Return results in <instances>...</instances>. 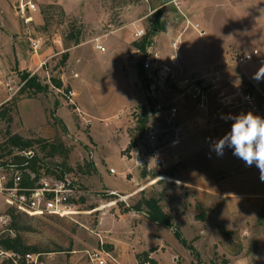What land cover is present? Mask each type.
Returning <instances> with one entry per match:
<instances>
[{"label":"rangeland","instance_id":"1","mask_svg":"<svg viewBox=\"0 0 264 264\" xmlns=\"http://www.w3.org/2000/svg\"><path fill=\"white\" fill-rule=\"evenodd\" d=\"M29 1L35 9L27 11L26 22L16 0H0V111L7 114L0 116V144L8 134L34 140L30 150L40 159L39 177L64 170L79 194L70 217L21 219L18 233L43 253L40 263L93 264L87 253L103 250L105 264H139L143 252L156 264H264L259 169L246 166L231 148L218 156L212 147L231 130L232 114L203 130L185 110L172 124L176 132L160 120L166 131L161 143L176 144L164 149V166L139 163L147 122L142 132L136 127L149 100L141 55L132 53L139 40L135 30L154 28L149 46L162 61L178 40L184 72L194 76L206 66L230 64L235 88L249 91L260 106L264 79L253 76L262 65H234L232 56L264 52V0ZM70 32L77 42L69 40ZM34 40H39L35 52ZM32 72L47 90L10 97L3 81L16 88L21 76ZM245 112L236 108L233 115ZM142 197L158 199L172 226L130 209ZM7 210L0 201V215ZM8 224V219L0 223V236Z\"/></svg>","mask_w":264,"mask_h":264},{"label":"built area","instance_id":"2","mask_svg":"<svg viewBox=\"0 0 264 264\" xmlns=\"http://www.w3.org/2000/svg\"><path fill=\"white\" fill-rule=\"evenodd\" d=\"M35 9V5L29 0H16V10L20 17L26 22L30 17L26 16L27 11ZM197 27V25L195 26ZM145 35L144 30L136 29L135 39H140ZM203 35V33H201ZM39 40L31 42V47L35 52L38 48ZM172 54L166 62L162 61L160 55L152 49V45L145 51L134 48L132 53L141 55V69L146 95L149 100V108H146L148 121L145 129V140L141 146L142 159L139 163L149 160L158 166H164L167 162L164 149L169 145H175L176 141L169 140L165 144L163 135L165 132L160 128L159 121L163 120L166 127L174 130L176 116L181 110H185L190 116L192 124L198 130L212 129L218 127L219 119L224 114H232L233 110L239 108L240 111L252 112L264 118V101L258 106L255 97L249 91L235 88L234 82L228 77V65H209L196 71L192 76L184 72L179 64V42L174 40L171 43ZM96 50H103L102 45H96ZM250 57V59L248 58ZM234 65L245 66L250 63L264 65V52L259 49L251 51H239L232 56ZM44 63H40L38 68H42ZM195 73V72H194ZM35 72L29 74L34 76ZM0 77H4L0 67ZM225 78V79H224ZM9 96L16 94L23 83L13 88L9 82L3 81ZM242 90V91H241ZM162 93L161 95H158ZM73 96L72 92H69ZM152 119L155 124H151ZM231 125L232 119H228ZM26 157H31L32 152H24ZM137 159V158H136ZM110 172H114L110 170ZM32 181L34 174L21 170L10 161L4 164L0 158V201L14 209L28 215H51L60 217H70L75 212L76 202L79 194L73 183L63 176L62 179L38 177L33 186L22 185L23 180ZM9 220L8 214L3 212L0 215V223L5 224ZM5 230L8 231L7 226ZM43 253H25L24 259L27 264H41L40 259ZM89 260L93 264H105L103 257H108L103 250L87 253ZM18 254L0 247V263L3 260H11L16 263ZM144 264H148L145 262Z\"/></svg>","mask_w":264,"mask_h":264},{"label":"trees","instance_id":"3","mask_svg":"<svg viewBox=\"0 0 264 264\" xmlns=\"http://www.w3.org/2000/svg\"><path fill=\"white\" fill-rule=\"evenodd\" d=\"M159 14L160 13L157 12V15ZM153 30H148V32L145 33L143 37H141L138 41H135L134 47L140 49L141 51H145L150 45V35L153 33ZM69 40L77 42V37L73 36L70 32ZM21 82L23 83V85L19 89L18 94H25L27 97H33L40 92L46 91L48 88L47 84L43 85L40 83L36 75L29 77L28 73H24L21 76ZM52 82L54 83L53 85L56 88L59 89L62 87V83L60 82V80L53 79ZM3 105L4 104H2L1 107ZM6 115V109L0 111L1 117H5ZM147 121V112L145 109H143L141 112L140 119L138 120V126L136 127L138 132L143 131ZM33 143L34 140L23 139L22 137L16 134H8L5 142L0 144V158L2 164H4L6 161H10L17 168L23 171L27 170L34 174V179L32 181H29L28 179L23 180L22 185L24 186H33L39 177V171L41 169L38 163L40 159L30 150V147ZM132 145L133 143H131L129 147H132ZM14 148L16 149V151L12 150ZM29 151L32 152V156L26 157L23 153ZM65 173L66 171L63 170L61 173L57 174L55 178L62 179ZM130 209L144 212L146 218L157 225L163 227L172 226L171 219L163 211L162 207L160 206L159 200L156 198L142 197ZM6 213L9 216V224L7 225L8 231H6L4 235L0 236V247L18 254V257L16 263L12 262L11 260H3L0 264H27L24 259L25 253H41L35 247L26 245L23 242L22 237L18 233V230L22 229V227L19 226V223L23 217H27V214L16 211L14 209H8ZM12 230H14L16 233L11 236L8 233ZM181 241L184 243V240ZM141 255L143 258L138 262L139 264H144L145 262H148V264H156L154 259L149 258L148 253L143 252ZM137 258L139 260L141 256L137 255Z\"/></svg>","mask_w":264,"mask_h":264},{"label":"clouds","instance_id":"4","mask_svg":"<svg viewBox=\"0 0 264 264\" xmlns=\"http://www.w3.org/2000/svg\"><path fill=\"white\" fill-rule=\"evenodd\" d=\"M253 79H264V65ZM228 118L233 120L231 130L213 143V150L222 156L226 147L231 148L233 155L244 161L246 166L254 164L259 169L260 179L264 181V118L252 112Z\"/></svg>","mask_w":264,"mask_h":264}]
</instances>
